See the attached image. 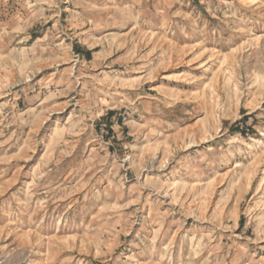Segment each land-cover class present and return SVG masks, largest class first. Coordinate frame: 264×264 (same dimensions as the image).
<instances>
[{
	"label": "rangeland",
	"instance_id": "374dc122",
	"mask_svg": "<svg viewBox=\"0 0 264 264\" xmlns=\"http://www.w3.org/2000/svg\"><path fill=\"white\" fill-rule=\"evenodd\" d=\"M0 264H264V0H0Z\"/></svg>",
	"mask_w": 264,
	"mask_h": 264
}]
</instances>
